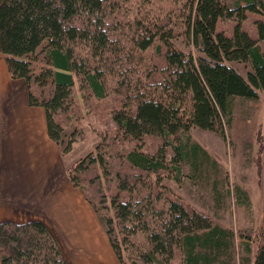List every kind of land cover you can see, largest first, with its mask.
<instances>
[{
  "label": "trees",
  "instance_id": "obj_1",
  "mask_svg": "<svg viewBox=\"0 0 264 264\" xmlns=\"http://www.w3.org/2000/svg\"><path fill=\"white\" fill-rule=\"evenodd\" d=\"M248 13L259 16L257 38L243 29ZM220 20L235 21L232 35L217 31ZM262 43L264 0H0V59L25 80L29 105L45 110L61 154L82 133L68 135L64 124L79 121L74 102L111 118L95 151L67 174L121 264H231L233 233L164 181L200 179L209 159L190 131L225 137L235 100L259 98ZM233 64L249 65L247 78ZM214 194L226 197L218 185ZM242 247V264H264V244L254 258L250 243ZM0 256L67 264L41 221L1 222Z\"/></svg>",
  "mask_w": 264,
  "mask_h": 264
},
{
  "label": "crops",
  "instance_id": "obj_2",
  "mask_svg": "<svg viewBox=\"0 0 264 264\" xmlns=\"http://www.w3.org/2000/svg\"><path fill=\"white\" fill-rule=\"evenodd\" d=\"M66 158V157H65ZM46 113L0 59V223L43 222L67 264H120L97 213L67 174ZM0 264L1 256H0Z\"/></svg>",
  "mask_w": 264,
  "mask_h": 264
},
{
  "label": "rangeland",
  "instance_id": "obj_3",
  "mask_svg": "<svg viewBox=\"0 0 264 264\" xmlns=\"http://www.w3.org/2000/svg\"><path fill=\"white\" fill-rule=\"evenodd\" d=\"M257 19L259 16L248 13L247 20L243 22V29L254 38H257ZM234 26L233 20H220L217 31L230 36ZM262 48L264 51V43ZM233 65L247 78L249 65ZM258 93L257 100L242 97L235 100L231 125L225 126V137L199 128L190 131L192 140L201 146L209 159L203 165L204 173L200 179L190 176L180 183L171 178L164 181L186 204L210 216L219 227L233 233L231 264H242V245L245 242L251 244L253 258L257 248L264 244V89ZM83 106L81 98L78 104L74 102L72 106L81 108L79 121L71 120L67 125L64 121L68 135L75 128L82 132L76 138L72 151L63 155L70 165L95 151L100 143L99 130L105 132L106 124L113 126L107 113L99 109L90 111ZM186 170L190 173L188 166ZM216 185L222 194L226 193L220 203L215 200ZM94 188L90 187V198L96 195Z\"/></svg>",
  "mask_w": 264,
  "mask_h": 264
}]
</instances>
